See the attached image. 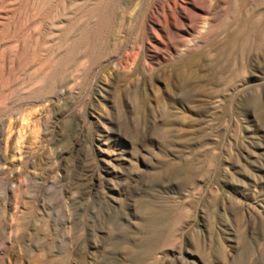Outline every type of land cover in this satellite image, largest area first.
<instances>
[{
    "label": "rangeland",
    "instance_id": "rangeland-1",
    "mask_svg": "<svg viewBox=\"0 0 264 264\" xmlns=\"http://www.w3.org/2000/svg\"><path fill=\"white\" fill-rule=\"evenodd\" d=\"M4 1L0 264H264V0Z\"/></svg>",
    "mask_w": 264,
    "mask_h": 264
},
{
    "label": "bare ground",
    "instance_id": "bare-ground-1",
    "mask_svg": "<svg viewBox=\"0 0 264 264\" xmlns=\"http://www.w3.org/2000/svg\"><path fill=\"white\" fill-rule=\"evenodd\" d=\"M5 1H7V0H5ZM4 1V2H5ZM40 1V0H39ZM3 2V0H0V4ZM34 2V1H33ZM41 4V3H40ZM38 6H39V4H38ZM26 9V8H25ZM47 10V9H46ZM39 11H40V9H39ZM30 13V12H29ZM34 13V12H33ZM46 13V12H45ZM31 20V19H30ZM20 30V29H19ZM19 32V31H18ZM187 33H189V31H184L183 32V35H182V39L187 35ZM28 37V36H27ZM26 38V37H25ZM32 38V37H31ZM26 40V39H25ZM24 40V43L23 44H18L19 45V47H18V49L17 50H15V47H11V51H9L10 52V55H11V58L13 57L14 59V62H15V64L17 65V68L19 69V71L20 70H27V68H28V66L30 67V66H32V67H37V65H36V54L35 53H33V57H30L31 59H30V61H29V63H27L26 62V58H27V55H28V49H27V44H28V42H26ZM184 40V39H183ZM182 41V40H181ZM183 42V41H182ZM184 43V42H183ZM10 47V46H9ZM29 47V46H28ZM38 48V47H37ZM175 47L172 45L171 46V49H174ZM30 50H31V48H29ZM30 50H29V52H30ZM40 52V51H39ZM38 52V53H39ZM40 54V53H39ZM39 56V55H38ZM37 56V57H38ZM27 60H28V58H27ZM40 60V59H39ZM11 62V61H10ZM13 62V63H14ZM12 63V64H13ZM41 64V63H40ZM50 67V66H49ZM48 67L45 65L44 67L43 66H41V68L39 67V68H37L36 70H35V72L33 71V70H31V71H33L34 72V74H39V77L40 78H42V79H45V78H47V75L46 74H44V71L47 69ZM48 70H49V68H48ZM21 72V71H20ZM29 72V71H28ZM32 74V73H31ZM33 74V75H34ZM12 75V74H11ZM30 75V74H29ZM30 77V76H29ZM34 78H35V76H33ZM33 77H31V79L33 78ZM35 79H37V78H35ZM30 81V80H29ZM41 81V80H40ZM39 81V82H40ZM28 84V83H27ZM42 84V83H41ZM29 85V84H28ZM30 86V85H29Z\"/></svg>",
    "mask_w": 264,
    "mask_h": 264
}]
</instances>
